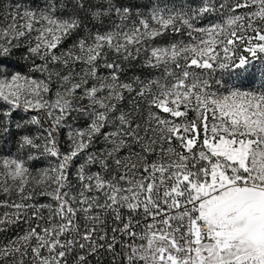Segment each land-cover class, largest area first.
<instances>
[{
    "label": "snow or ice",
    "instance_id": "6c2138e0",
    "mask_svg": "<svg viewBox=\"0 0 264 264\" xmlns=\"http://www.w3.org/2000/svg\"><path fill=\"white\" fill-rule=\"evenodd\" d=\"M0 264H264V0H0Z\"/></svg>",
    "mask_w": 264,
    "mask_h": 264
}]
</instances>
